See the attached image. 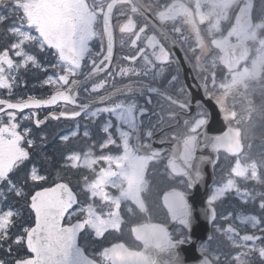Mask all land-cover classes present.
Listing matches in <instances>:
<instances>
[{
	"label": "snow or ice",
	"instance_id": "obj_1",
	"mask_svg": "<svg viewBox=\"0 0 264 264\" xmlns=\"http://www.w3.org/2000/svg\"><path fill=\"white\" fill-rule=\"evenodd\" d=\"M0 264H264V0H0Z\"/></svg>",
	"mask_w": 264,
	"mask_h": 264
},
{
	"label": "flooded vegetation",
	"instance_id": "obj_2",
	"mask_svg": "<svg viewBox=\"0 0 264 264\" xmlns=\"http://www.w3.org/2000/svg\"><path fill=\"white\" fill-rule=\"evenodd\" d=\"M95 49L96 50L99 49V43L98 42H96V44H95ZM127 51H128V49L126 47L125 48H121L120 47V44H119V33L117 31V41H116V44H115V47H114L115 55L117 56V58H119L120 56L125 54ZM176 51L178 52L179 50L177 49ZM180 55H181V58H182V53ZM185 67L189 71L188 66L185 65ZM188 82L192 83V80L189 78ZM33 84L36 85L34 87L36 93H44L45 91H50L47 88L42 89L37 84L36 80L33 81ZM64 123H66V126L61 125V124H64ZM73 127H75V125L72 122H68V121H63L62 120L60 122H52L49 125V127H48V131H52V132L64 131V132H67L70 128H73ZM89 143H91V141H89ZM73 144L76 145L79 148L86 147L84 142H83V140H81V139L73 140ZM99 151L100 150L97 148L96 152L98 153ZM55 154L57 155L56 152H55ZM154 170H156V169H153L150 172V181H151V179L153 177V171ZM84 171H87V170H84ZM162 181H164V180H162ZM160 186L161 185H159L155 189L152 188L151 192H150V194L148 196V205H149V208H150V218H151L152 222H160V223L167 222L168 223L167 216L165 215V213H164V211L162 209L160 198H159V195H158ZM147 219H148L147 216H137V217H135L136 222H144ZM110 238H111L112 242H119V241L123 240V241H127L129 244L132 243V239H131V237L129 235L128 227H125L123 235H120L118 233H113L110 236Z\"/></svg>",
	"mask_w": 264,
	"mask_h": 264
},
{
	"label": "water",
	"instance_id": "obj_3",
	"mask_svg": "<svg viewBox=\"0 0 264 264\" xmlns=\"http://www.w3.org/2000/svg\"><path fill=\"white\" fill-rule=\"evenodd\" d=\"M215 124V123H214ZM214 124L212 126H214ZM223 128H219L217 126V130L216 132L213 131V134H219L221 132ZM206 168V180H207V185H208V188L210 187V185L212 184V175H213V170L211 168V166H205ZM208 189L205 188V186H198L196 189H195V193H194V196L192 194H190L189 196V200H190V203H193L196 207V212H200V205L203 201V199H205V192L207 191ZM201 213V212H200ZM205 220H204V217L203 215H201V217L199 218V221L197 223V226L196 227H202L203 224H204ZM204 234V232H202V235ZM206 237V236H205Z\"/></svg>",
	"mask_w": 264,
	"mask_h": 264
},
{
	"label": "bare ground",
	"instance_id": "obj_4",
	"mask_svg": "<svg viewBox=\"0 0 264 264\" xmlns=\"http://www.w3.org/2000/svg\"><path fill=\"white\" fill-rule=\"evenodd\" d=\"M224 130H226V127L224 128ZM196 215H197L198 221H199V218L201 217L202 214L200 212H196ZM204 220H205V222H204L202 227H196V229H195V235L196 236H207L209 231H212V225L209 224L205 218H204ZM202 232H204L203 235H202Z\"/></svg>",
	"mask_w": 264,
	"mask_h": 264
},
{
	"label": "rangeland",
	"instance_id": "obj_5",
	"mask_svg": "<svg viewBox=\"0 0 264 264\" xmlns=\"http://www.w3.org/2000/svg\"><path fill=\"white\" fill-rule=\"evenodd\" d=\"M257 2H258V0H257ZM21 92H24L23 95L33 94L32 92H29V91H22V90H21ZM49 150L52 151L53 154H55V152H56V150H55L54 147L50 148ZM57 155H58V154H57ZM53 174H55L54 170H53Z\"/></svg>",
	"mask_w": 264,
	"mask_h": 264
}]
</instances>
